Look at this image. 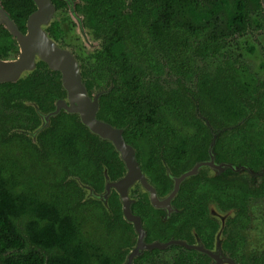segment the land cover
Wrapping results in <instances>:
<instances>
[{"label":"flooded vegetation","instance_id":"af4514ba","mask_svg":"<svg viewBox=\"0 0 264 264\" xmlns=\"http://www.w3.org/2000/svg\"><path fill=\"white\" fill-rule=\"evenodd\" d=\"M22 55L0 81L1 175L66 191L115 264H264V0H0V60ZM95 100L123 155L80 121ZM62 117L83 133L48 138Z\"/></svg>","mask_w":264,"mask_h":264},{"label":"trees","instance_id":"16d2710c","mask_svg":"<svg viewBox=\"0 0 264 264\" xmlns=\"http://www.w3.org/2000/svg\"><path fill=\"white\" fill-rule=\"evenodd\" d=\"M72 121L71 117L58 118L56 124L47 131L48 138L57 136L55 133L48 135L54 129L59 131L60 140L65 136L83 133V128L78 125L75 129H69L58 123ZM79 162L80 160L72 161L77 166ZM31 163L29 161L26 164ZM59 163L61 168L63 163L71 165V161L64 159ZM25 170L26 167L20 168L17 176L14 175V169L10 175L0 174V264L117 263V256L104 251L98 239L79 233L81 224H87L90 220L83 217L79 221L76 214L73 216L72 208L68 205H72V202L68 203V193L61 188L59 201L40 198L38 192H30L25 184L19 183V177ZM6 176L14 177L12 183L5 181ZM15 179L18 181L17 185ZM57 201L59 209L55 205ZM39 216L44 222L39 221ZM21 219L22 230L17 223ZM97 228L96 225L91 233L94 234ZM39 251H44L47 256L40 255Z\"/></svg>","mask_w":264,"mask_h":264},{"label":"water","instance_id":"95a60500","mask_svg":"<svg viewBox=\"0 0 264 264\" xmlns=\"http://www.w3.org/2000/svg\"><path fill=\"white\" fill-rule=\"evenodd\" d=\"M44 12L46 11V7H44L43 5H41ZM50 9V7H49ZM39 13V11L37 12ZM51 13L49 10L46 12L45 15V23L49 20L48 18L50 17ZM31 18H34V14L31 16ZM30 18V20H31ZM30 42L33 43L32 41H37L39 44V51L42 55H46L47 56H52L56 51L57 47L56 44L54 43V41L44 32V31H40V34L38 33L37 35H34L31 30H28V33L26 35L25 40H23V42ZM22 42V44H23ZM23 49V53L25 58L26 57V49L23 45L22 47ZM50 59V58H49ZM26 63H24V57L23 55L16 59V60H0V81L3 80H13V79H17V77L19 76V74H21V72L23 71V67H25ZM97 102L96 100L94 101L92 110L90 112H86V117H84V112H79L77 113V115H79L80 117V121L85 124V126L96 136H98L99 138H101L104 141H109L113 147L114 150H116L119 154L123 155L124 154V150H126L127 148H129V145H127V143H125V141L123 140L122 136H121V131L112 127L109 124L104 123L101 120H98L96 118V110H97ZM65 110H67L68 112H72L74 113V111L70 108H64ZM60 110V107L58 105L55 106L54 110L50 111V115H53L55 113H57ZM123 162H124V166L128 172V176H127V182L129 181L128 179L130 177H132V171L133 170H137L139 167H137L135 159H130L129 157L127 158L126 156H124L122 158ZM140 169V168H139Z\"/></svg>","mask_w":264,"mask_h":264}]
</instances>
